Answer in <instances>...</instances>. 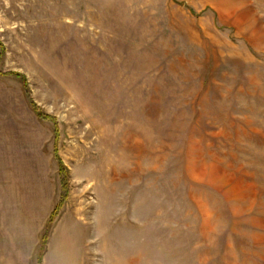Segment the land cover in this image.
Returning a JSON list of instances; mask_svg holds the SVG:
<instances>
[{
    "label": "rangeland",
    "instance_id": "obj_1",
    "mask_svg": "<svg viewBox=\"0 0 264 264\" xmlns=\"http://www.w3.org/2000/svg\"><path fill=\"white\" fill-rule=\"evenodd\" d=\"M0 264H264V0H0Z\"/></svg>",
    "mask_w": 264,
    "mask_h": 264
}]
</instances>
